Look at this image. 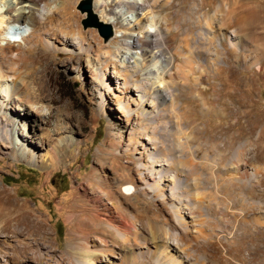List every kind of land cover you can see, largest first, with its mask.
Wrapping results in <instances>:
<instances>
[{
    "label": "rangeland",
    "instance_id": "obj_1",
    "mask_svg": "<svg viewBox=\"0 0 264 264\" xmlns=\"http://www.w3.org/2000/svg\"><path fill=\"white\" fill-rule=\"evenodd\" d=\"M86 1L48 0L41 23L16 34L8 32L13 16L0 11V127L9 134L0 135V189L45 228L1 233L0 264L164 262L152 223L132 222L137 236L129 239L138 245L126 251L104 233L81 234L91 216L112 224L105 214L115 215L114 226L121 215L134 217L136 189L170 233L187 232L188 253L171 245L177 263L164 264H264V0H146L138 17L160 31L173 58L161 76L168 98L145 79L151 62L139 53L159 47L149 44L155 34L141 33L133 62L121 63L137 28L117 18L122 37L104 43L84 28ZM104 1L93 3L98 18L116 8ZM24 82L45 97L34 99ZM14 85L10 97L4 89ZM150 152L167 163L152 169L174 175L165 185L141 169ZM149 184L165 189L160 199Z\"/></svg>",
    "mask_w": 264,
    "mask_h": 264
},
{
    "label": "bare ground",
    "instance_id": "obj_2",
    "mask_svg": "<svg viewBox=\"0 0 264 264\" xmlns=\"http://www.w3.org/2000/svg\"><path fill=\"white\" fill-rule=\"evenodd\" d=\"M47 1L48 0H26V1H23V0H0V9H1L0 11H2L1 12L2 15L7 14V15L13 16V18H14L13 20L15 23H17L18 28H19V30L16 29L14 31L16 34V33H19L18 31H21V27H23L24 25L35 26L36 24L41 23V19L44 16V10L42 8V5L44 3H46ZM112 2L116 6L115 10L112 11V16L108 17L107 15L106 16L102 15V17H101V15H100L101 19H103L104 21H102L100 19V17H99V19L102 22L109 23L110 25L113 26V24H115V20H117V18H120L122 25L126 26L127 29L133 30V28H137V30H138L137 33L130 32L131 39L128 41H124V45L126 46V48H125L126 52H122L123 54L120 56L119 61L121 63H132L133 61L131 62L130 59H131L133 52H131L130 50L132 48L139 46L138 45L139 42L137 39L138 36L143 32H147V33H149V35H150V33H154L156 37L153 40H149L151 42L149 44H153V41H155L156 44L160 43L159 47L156 48V45H155V47H153V49H155V51L153 52L152 50H150L151 53H149V54H147L148 52L146 53V50H141V51H139V53H141L142 56L145 57V59L147 58V60L151 62L150 64L145 65V68H146L145 71L147 73V76L145 79L151 81V84L153 85V89L155 90L156 96H158L160 89L161 90L163 89L162 90L163 93L161 95L164 98H168L170 93L167 92V90L165 89V83L162 81L161 76L164 75L169 70V68L172 64L173 58H172L171 54L169 56H166L164 54V53L169 54V53H167L168 47L166 46V44L162 38L163 35H161L160 31L157 28L153 29V32L150 31L149 27L151 25L147 26L146 23H143V20L139 19V17H138L140 15V13L138 11H141V10L143 11V9L149 8L148 2L146 0H113ZM93 3H94L95 8L96 7L101 8V6L104 7V5L106 4V2L104 0H95V2L93 1ZM103 11H101V13ZM152 17H150V18H152ZM152 20H153V18H152ZM152 24H153V21H152ZM136 26H138V27H136ZM51 28H53V27H51ZM45 30H47V29H45ZM60 31H61V28H60ZM15 34H13V35H15ZM57 34H56V36L58 38H59V34H60V37H62V35L65 38L68 37L67 36L68 34H62V33H57ZM45 35H47V34H45ZM37 36L38 35L35 36V34H34L30 37V39L35 40L36 38H38ZM115 36L122 37L121 33H118L117 35L115 34ZM67 39L71 40V37L67 38ZM13 47H14V44L11 42V43H8L7 47L3 50L10 52L11 48H13ZM122 67H124V66H122ZM154 71H157V73H158V75L155 77L151 76V72H154ZM0 81H2V80H0ZM24 86H25L27 93L32 95L33 98L35 97L36 99L41 100L45 97L44 93H42L40 90L39 91L34 90V88H32L29 85V83L24 82ZM0 91H2V90H0ZM4 91L8 95H10V97H11V95L14 96L16 93H18L19 90L14 85L9 90H8V88H5ZM159 96H160V94H159ZM0 135L8 140L9 134H8V130L6 129V126L0 127ZM145 153H147V152L145 151ZM153 155L154 154H152L151 152H150V154H148L149 157H151V156L153 157V160L150 161V164L148 165L149 167L145 168V166L142 165L141 169L143 168L145 170L144 172L147 171L150 173V176H153V178L155 180V182L153 181V183H156V181H158L159 183L162 182V184L165 185L167 183L166 181H170L171 179L174 178V175L168 174V172L162 173L161 169L160 170L152 169L154 167H163L167 164V163L166 164L161 163ZM140 160H141V157H140ZM133 162H134V160H133ZM169 165H170V163H169ZM134 168L137 169V167H134ZM176 182H177V180H176ZM149 185L154 189L153 192L155 193L156 197H158V198L162 197L161 191H165L164 188H163L164 190L157 192V191H155L156 188L154 187L153 184H149ZM148 191H149V189H148ZM99 193H100V191H99ZM132 193L139 194L141 197L140 201L142 203L141 208H139V209L136 208L137 214L134 217L121 215V217L119 218L120 225L114 226L113 223L117 219V217L115 215L105 214V215H109V216H106V218L108 219V221L112 222V224L107 223L106 220H103L101 218L90 215L91 218H88L85 223L83 222L86 226V229L87 228L88 229L86 231H82L81 234L82 235H88L92 231H95V232L100 233V234L104 233V235H108L111 238L112 243L117 245L119 249L126 251V250H130L132 248V246L138 245L136 243V240H134L133 238L131 240L129 239V235H130V237H132L131 232L133 233V231H135L134 233H136L135 227H137V225L135 223L139 222L141 226H144L145 222L146 223H152L155 225V226L153 225V227H155L154 228L155 233H152L150 231V233L153 234V236H151V238H153L152 240H154L156 243L161 242L163 253H164L163 258H165L166 260H164V262H161L159 259H162V258H158V257L153 258L152 257L151 261L147 260L148 264H164L167 261H171V260L174 261L173 263H177L176 259L170 258V256L168 257V255H171V256L174 255L172 253L173 250L170 249V247L172 245L173 247H175L177 249V251H178V249H182L185 253H188L187 252L188 246L185 249L181 243V240L183 241V240H185V238H187V236H188L186 234L187 232L181 234L180 238H179V236L176 237L175 233L174 234L170 233V230L165 228L166 226H168L170 224V222L164 221L161 218V216L157 214V212L152 210L151 207H149L148 204H146V198L144 195L145 192L141 193L136 189ZM132 193L127 194V196L125 195L126 196L125 198L128 200L129 196L134 195ZM100 198L101 197H99V199ZM96 200H98V198H96ZM99 202H100V200H99ZM164 210L166 211V208L161 207L160 211L164 212ZM106 211H107V209H106ZM132 222H135V223H132ZM174 227L175 228H173V230L176 229L177 224H175ZM22 228H24L23 230H27V232H29V231H31V232H44V230H45L44 226L40 223L38 218H36L30 212H24V211L17 209V204H16L15 200H13V198L8 194V192L6 190L0 189V234L1 233L7 234V233L12 232V231H19ZM135 236H137V235L134 234V237ZM42 237H44V236H42ZM161 237H162V239H160ZM185 241L187 242V240H185ZM130 242H132V243H130ZM186 244H188V242ZM73 254L77 259H83L85 256V253L81 250V248H78ZM175 255H176V253H175ZM133 257H134L133 260L136 261L137 264L140 263V261H141L140 258L137 259L136 256H133ZM82 264H87V261L85 259H83Z\"/></svg>",
    "mask_w": 264,
    "mask_h": 264
},
{
    "label": "water",
    "instance_id": "obj_3",
    "mask_svg": "<svg viewBox=\"0 0 264 264\" xmlns=\"http://www.w3.org/2000/svg\"><path fill=\"white\" fill-rule=\"evenodd\" d=\"M86 1V0H85ZM79 10L82 13H86L88 18L84 21V28H95L98 35L104 40V43H108L114 38L115 32L112 25L102 22L93 11V0L82 2L79 5Z\"/></svg>",
    "mask_w": 264,
    "mask_h": 264
}]
</instances>
